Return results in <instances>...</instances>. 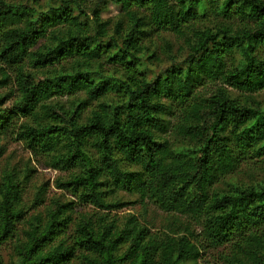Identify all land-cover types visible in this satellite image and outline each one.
I'll list each match as a JSON object with an SVG mask.
<instances>
[{"label":"trees","instance_id":"1","mask_svg":"<svg viewBox=\"0 0 264 264\" xmlns=\"http://www.w3.org/2000/svg\"><path fill=\"white\" fill-rule=\"evenodd\" d=\"M86 1L57 0L38 11L0 0V87L11 73L18 94L10 110L3 109L10 93L0 96V132L22 118L19 139L51 158L53 168L73 170L59 186L81 203L114 210L122 205L117 192L136 194L199 224L207 247H224L222 264H264V182L230 184L227 193L216 186L246 158L264 159V107L240 104L227 90L264 89V58L257 54L264 51V0H110L127 18L124 31L118 23L114 34L100 18L109 0H95L91 18ZM210 14L243 27L191 29ZM161 33L183 40V66L149 76L148 42ZM37 74L44 80L36 82ZM217 83L208 98L197 93ZM110 93L123 102L99 105L80 121L91 102ZM55 96L75 100L63 110L50 103ZM169 132L196 146L169 147L161 140ZM24 214L18 175L3 170L0 246L13 241L15 264H197L200 258L193 238L155 236L133 216L122 225L101 216L93 225L85 217L74 221L71 203L54 202L44 216L24 221L21 238L16 224Z\"/></svg>","mask_w":264,"mask_h":264},{"label":"rangeland","instance_id":"2","mask_svg":"<svg viewBox=\"0 0 264 264\" xmlns=\"http://www.w3.org/2000/svg\"><path fill=\"white\" fill-rule=\"evenodd\" d=\"M57 0H5L6 3L14 5H23L34 8L38 11H46L48 7L58 4ZM139 1V0H135ZM95 4V0H87L82 7L91 18V10ZM141 13L145 11L140 10ZM203 18L191 24V29L198 28H219L229 23L231 31L239 30L243 24L237 19L228 21L215 14L202 16ZM100 18L103 22H107V31L114 34L115 27L118 23H123V31L126 26L127 18L122 9L115 3L108 1L106 7L101 9ZM45 39L39 41L40 46ZM149 51L145 58V64L149 69V76H154L172 65H182L185 58L186 50L181 38L168 33L161 35H153L148 42ZM153 53V54H152ZM259 57L264 58L262 49L257 52ZM148 55H151L148 58ZM235 57H238L235 55ZM109 69L108 67L106 68ZM31 72V70L29 71ZM11 82L7 86L0 87V96L9 94L10 98L4 101L3 109L10 110L13 103L17 100L18 94L13 88V74H8ZM44 80L42 75H36V82ZM217 84H208L200 87L197 93L201 98H208L214 91ZM228 94L231 98L236 99L240 104L252 107H264V89L256 93L247 94L229 89ZM80 97V96H79ZM84 99V96H81ZM75 98L68 96L53 97L50 103L56 104L63 110L70 109ZM123 99L116 93H110L100 99L94 100L81 113V122L90 116L92 111H99V105L111 106L120 105ZM167 119L174 123V117L167 116ZM23 119L19 118L15 121L13 128L6 132H0V149L2 155L0 157V172L3 170L13 171L18 175L22 189V207L25 211L23 221L16 224L18 234L23 237V231L26 229L25 220L32 218L34 215L41 214L44 216L46 208L53 207V203L58 204L71 203L73 208L74 221L78 222L80 217L89 218L94 225L101 216L106 221L114 220L117 225H122L129 217L136 218L137 222L146 227L150 233L155 236L163 235L188 236L193 238L197 243L201 252L197 264H222L219 254L222 253L224 247L217 249L209 248L200 237L199 224L195 223L190 217L181 216L176 213H165L159 210L155 205L147 200H141L136 194L127 192H117V200L122 203L119 208L102 210L92 204H83L77 196H74L68 189L59 186L66 181L73 170L68 168H53L51 158L40 155L37 151L24 144L19 139L17 133ZM168 140L169 147L179 149L181 147L196 146L194 141L185 138H179L173 133L162 135L161 140ZM94 153L92 149H90ZM134 169V168H132ZM223 184L216 185L223 192L227 193L231 186H256L264 182V159L263 158H246L241 162L238 169L226 175ZM231 184V186H229ZM39 195V196H38ZM39 198L38 200H36ZM43 201V202H39ZM37 203V204H36ZM36 204V206H35ZM73 229H69L65 234L67 241H71ZM13 241L0 246V264H15L16 258L12 253ZM124 247L121 249V251ZM74 264H81L79 259L74 260Z\"/></svg>","mask_w":264,"mask_h":264}]
</instances>
